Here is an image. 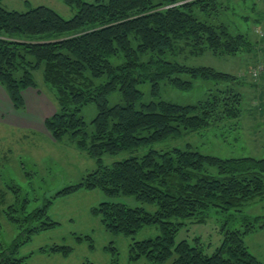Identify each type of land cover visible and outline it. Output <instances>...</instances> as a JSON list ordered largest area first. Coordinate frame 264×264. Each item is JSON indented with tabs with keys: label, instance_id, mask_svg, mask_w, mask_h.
<instances>
[{
	"label": "trees",
	"instance_id": "16d2710c",
	"mask_svg": "<svg viewBox=\"0 0 264 264\" xmlns=\"http://www.w3.org/2000/svg\"><path fill=\"white\" fill-rule=\"evenodd\" d=\"M63 1L78 8L73 17L65 18L47 5L20 11L8 9L0 1V85L15 108L24 109L23 91L39 88L34 72L42 68L57 104L56 113L45 121L48 132L56 141L70 135L79 151L95 158L98 166L33 210H28V198H20L19 185H8L16 200L7 206V218L22 231L12 244L1 249L0 264H27L29 256H18L21 247L36 233L58 224L49 214L53 198L80 189L131 195L142 203L157 205L151 212L144 206L105 201L94 209L113 233L133 235L146 225H159L161 233L156 237L133 242L134 260L145 257L155 264L172 258L171 264H264L244 239L258 226L264 227L258 222L261 216L245 215L244 230L227 229L222 245L212 254L186 239L175 243L176 233L188 219L205 221L211 208L242 211L249 202L264 200V158H222L190 147L163 152L151 149L112 166L105 165L103 158L180 135L183 129L198 130L225 117H238L242 96L232 87L226 88L224 95L213 94L195 104L161 99L137 108L136 103L142 97L140 82L149 81L153 93H160L166 80L180 88L191 87L192 81L182 78V73L192 77L230 76L212 67L171 61L165 55L176 46H188L196 54L207 48L235 53L243 35H233L226 24L199 16L212 14L218 6L216 0ZM121 52L124 62L114 65L111 57ZM104 75L107 79L97 83ZM117 88L125 104L110 105L109 95ZM92 101L98 113L89 132L79 112ZM212 167L217 173L210 170ZM3 192L0 195L6 190ZM84 239L93 245L92 236H77L79 242ZM73 249L55 243L40 251L68 256Z\"/></svg>",
	"mask_w": 264,
	"mask_h": 264
},
{
	"label": "rangeland",
	"instance_id": "374dc122",
	"mask_svg": "<svg viewBox=\"0 0 264 264\" xmlns=\"http://www.w3.org/2000/svg\"><path fill=\"white\" fill-rule=\"evenodd\" d=\"M0 1L6 8L20 11L47 5L65 18L73 17L78 10L63 0ZM216 1L218 6L212 9V14L199 16L213 23L226 24L233 35L242 34L243 41L240 39L238 51L216 53L207 48L204 53L196 54L190 52L188 46H176L165 57L188 66L212 67L230 76L192 77L189 73H182V78L192 81L191 87L180 88L166 80L161 84L160 93H153L149 81L140 82L138 87L142 97L136 107L142 108L144 104L161 99L179 104H195L213 94L224 95V90L232 87L242 96L240 115L225 117L198 130L183 129L180 135L135 149L105 154V165L112 166L132 156L141 157L151 149L163 152L175 147H190L222 158H264V0ZM124 60L122 52L111 57L114 65ZM34 76L39 86L52 95L54 90L44 80L42 68L37 69ZM106 79L104 75L97 79V83ZM109 104H125L120 88L109 95ZM97 113L98 108L93 101L85 104L79 112L87 122L89 132L93 129L92 120ZM97 166L95 158L79 151L70 135L56 141L49 132H32L0 124V194L6 190L4 195H0V251L12 244L22 231L17 223L7 218V206L16 200L13 189L8 185H19L20 198H28V210H33L63 187L81 181L87 172ZM210 170L213 173L218 171L216 167ZM105 201L125 203L131 207L144 206L151 212L157 209L156 204L142 203L135 196H112L102 189H80L69 195L58 196L53 198L49 208V214L58 224L36 233L31 241L21 247L18 256H29L27 264H88V261L93 264H155L145 257L132 259L131 249L134 241L159 235V225H146L133 235L108 231L101 216L94 213V209ZM245 215L251 218L261 216L258 222L264 223V200L251 201L242 207V211L230 209L224 212L211 208L205 221L188 219L176 233L175 243L186 239L201 246L205 253L212 254L222 245L227 229L244 230ZM87 235L92 236L93 245L88 239L81 242L77 240V236ZM244 239L249 250L264 262V227L258 226L253 232L245 234ZM55 243L73 246V252L64 256L61 253L40 251L41 247ZM112 247L116 248L115 251ZM172 260L161 264H171Z\"/></svg>",
	"mask_w": 264,
	"mask_h": 264
},
{
	"label": "crops",
	"instance_id": "0c3cea01",
	"mask_svg": "<svg viewBox=\"0 0 264 264\" xmlns=\"http://www.w3.org/2000/svg\"><path fill=\"white\" fill-rule=\"evenodd\" d=\"M24 109L15 108L3 86L0 85V124L32 132L48 133L45 121L57 111L55 95L41 86L23 91Z\"/></svg>",
	"mask_w": 264,
	"mask_h": 264
}]
</instances>
